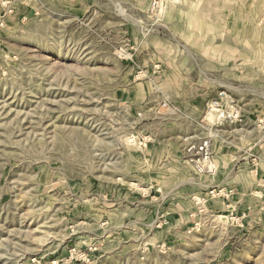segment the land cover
<instances>
[{
  "label": "rangeland",
  "instance_id": "obj_1",
  "mask_svg": "<svg viewBox=\"0 0 264 264\" xmlns=\"http://www.w3.org/2000/svg\"><path fill=\"white\" fill-rule=\"evenodd\" d=\"M0 264H264V0H0Z\"/></svg>",
  "mask_w": 264,
  "mask_h": 264
},
{
  "label": "built area",
  "instance_id": "obj_2",
  "mask_svg": "<svg viewBox=\"0 0 264 264\" xmlns=\"http://www.w3.org/2000/svg\"><path fill=\"white\" fill-rule=\"evenodd\" d=\"M223 97L218 95L216 98L209 102V110L214 112L216 124L220 125L223 123L238 124L242 122L241 111L236 106L226 107L223 103ZM189 151H195L196 155L199 157L195 160L197 167L210 159V153L208 142L204 141L199 146H191Z\"/></svg>",
  "mask_w": 264,
  "mask_h": 264
}]
</instances>
